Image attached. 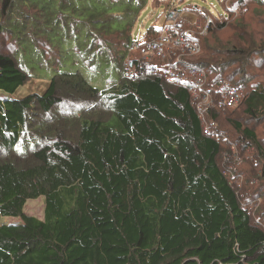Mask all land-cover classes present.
<instances>
[{"label":"trees","instance_id":"16d2710c","mask_svg":"<svg viewBox=\"0 0 264 264\" xmlns=\"http://www.w3.org/2000/svg\"><path fill=\"white\" fill-rule=\"evenodd\" d=\"M150 1L0 0V264H264V227L234 184L241 174L220 161L233 154L223 114L244 107L264 118V85L246 83L261 72L253 65L264 61V31L259 41L210 44L243 17L229 13L198 33L207 83L229 80L242 94L239 106L208 117L218 141L187 89L154 73L125 76ZM254 1L262 4L228 6ZM42 76L44 93L15 97ZM230 119L237 144L264 160L256 132ZM37 198L42 218L25 210Z\"/></svg>","mask_w":264,"mask_h":264},{"label":"rangeland","instance_id":"374dc122","mask_svg":"<svg viewBox=\"0 0 264 264\" xmlns=\"http://www.w3.org/2000/svg\"><path fill=\"white\" fill-rule=\"evenodd\" d=\"M230 2L231 0H160V2L156 4V1L151 0L150 2H147V6L141 11L138 21L135 24L133 30V36L135 38H141L142 36L148 37V28L153 26L160 27L165 20V6L168 4H172L178 6L180 9L185 10L184 16L186 18L189 17L193 19H199L202 25L206 24L209 21V18H211L214 23V21H216L217 19L214 16H217L221 20H224L221 14H226V17H228L229 13H232V19L237 17L239 13L240 15H243L240 21L236 20L234 22H230L229 26L216 30L215 33H213V35L208 38L210 44L218 43L219 41L231 42L233 44L235 41L239 40V37H246V39L249 40L253 38L258 41L261 40L262 36L259 35L258 30L262 29L264 31V0H262V4H258V2L256 1L251 2L250 4L247 3L246 8L241 9V11L239 12L238 10H231L229 8ZM234 24H236V26H234ZM240 27H243L242 31L240 30ZM238 29L240 31V35L238 34ZM206 34L207 33H205L204 35ZM207 35H209V33ZM5 38L8 42V38ZM241 38L237 46L240 51L242 49L246 50V48L249 47L248 43H246L245 41L242 42L243 40ZM202 53L203 48L200 58L202 57ZM200 58L198 60L195 58L192 60L199 61ZM253 66L254 70L259 67L261 72L260 74L255 76L254 79L247 81V85L250 82H261L264 85V61H261L258 66ZM89 77L95 84L97 83L96 76ZM48 86V78L42 76L39 79H31L14 95L15 97L21 98L31 93L41 94L47 90ZM241 102L242 94L241 99L237 103H235L233 107L228 108L237 107L241 104ZM69 104L73 105L71 103ZM243 108L244 107H241V109L237 110L233 116H231V112L225 111V109L227 108L222 109V111L226 112L221 116L223 129L230 134L231 139L233 140H229L228 137H226V135L224 134L225 142L229 144L228 148L224 147V151L231 150L233 154L231 155V157L227 158V153L225 152V154L223 155V159L221 158L220 161L223 169L227 173L231 174L234 169H237V171L241 174L240 178L237 181L236 179H234V184H237L240 188H242L241 190L244 193L243 198H245L244 204L248 206L249 211L253 216L254 222L264 227V173L262 172L264 160L262 159L259 150L254 145L245 148L240 145V136L235 132V127L230 122V117L232 119L241 120L245 126H250L256 132L259 139H261L263 149L264 118L260 120H253L244 112ZM205 120H207V118H205ZM205 123L206 125H208L207 122ZM237 140L240 144H237ZM240 153L244 157L243 161L241 160ZM25 210L29 215L42 218L44 215L43 198L29 200L26 204ZM4 220L9 223L19 221L18 218H4Z\"/></svg>","mask_w":264,"mask_h":264},{"label":"built area","instance_id":"2783aa9c","mask_svg":"<svg viewBox=\"0 0 264 264\" xmlns=\"http://www.w3.org/2000/svg\"><path fill=\"white\" fill-rule=\"evenodd\" d=\"M184 11L169 5L165 9L164 22L155 27L157 32L154 36L132 40L125 76L135 79L144 72L154 73L187 89L197 111L208 124L204 133L220 141L216 122L208 117L221 109L233 107L241 99V93L229 80L207 83L206 70L192 59L200 58L203 45L198 33L205 34L212 19L202 25L196 18H186Z\"/></svg>","mask_w":264,"mask_h":264},{"label":"clouds","instance_id":"9594fccd","mask_svg":"<svg viewBox=\"0 0 264 264\" xmlns=\"http://www.w3.org/2000/svg\"><path fill=\"white\" fill-rule=\"evenodd\" d=\"M199 20V19H198Z\"/></svg>","mask_w":264,"mask_h":264}]
</instances>
